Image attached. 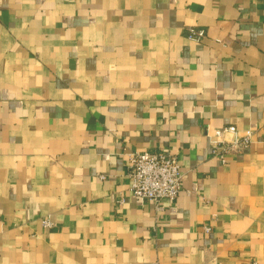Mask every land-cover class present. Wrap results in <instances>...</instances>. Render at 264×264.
Instances as JSON below:
<instances>
[{
	"label": "crops",
	"instance_id": "1",
	"mask_svg": "<svg viewBox=\"0 0 264 264\" xmlns=\"http://www.w3.org/2000/svg\"><path fill=\"white\" fill-rule=\"evenodd\" d=\"M141 150L180 165L161 208ZM0 264H264V0H0Z\"/></svg>",
	"mask_w": 264,
	"mask_h": 264
},
{
	"label": "built area",
	"instance_id": "2",
	"mask_svg": "<svg viewBox=\"0 0 264 264\" xmlns=\"http://www.w3.org/2000/svg\"><path fill=\"white\" fill-rule=\"evenodd\" d=\"M203 29L189 27L188 38L200 40ZM216 139L212 140L210 152L225 162L226 156L245 148L250 143L251 130L239 134L235 125L222 126L216 130ZM127 176L130 180L129 190L141 200L162 207L164 199L175 198L180 190L182 172L176 155L159 150L134 151L128 155ZM44 226H51L48 218L42 219ZM206 231L208 226H204Z\"/></svg>",
	"mask_w": 264,
	"mask_h": 264
}]
</instances>
